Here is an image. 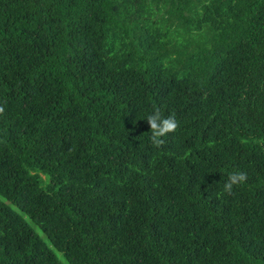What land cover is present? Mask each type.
Listing matches in <instances>:
<instances>
[{"label":"trees","instance_id":"16d2710c","mask_svg":"<svg viewBox=\"0 0 264 264\" xmlns=\"http://www.w3.org/2000/svg\"><path fill=\"white\" fill-rule=\"evenodd\" d=\"M0 107V264H264V0H0Z\"/></svg>","mask_w":264,"mask_h":264},{"label":"clouds","instance_id":"9594fccd","mask_svg":"<svg viewBox=\"0 0 264 264\" xmlns=\"http://www.w3.org/2000/svg\"><path fill=\"white\" fill-rule=\"evenodd\" d=\"M3 111V107H0V114H2ZM146 119L150 126L149 140L156 147L162 146L165 143L163 137L167 136L169 133L175 132L178 128L175 115H163L160 107H155L153 112L147 115ZM246 180L247 173L240 170L231 172L228 174V178L223 185V191L227 194H231L234 186H239L246 182Z\"/></svg>","mask_w":264,"mask_h":264},{"label":"rangeland","instance_id":"374dc122","mask_svg":"<svg viewBox=\"0 0 264 264\" xmlns=\"http://www.w3.org/2000/svg\"><path fill=\"white\" fill-rule=\"evenodd\" d=\"M2 200H3V199H2ZM9 206H10L13 210H15L18 214H20L22 217H24L25 219H27L26 216L23 215V214L19 211L18 208H16L15 206H13V205H11V204H9ZM29 222L31 223L30 220H29ZM31 225L33 226V228L35 229V231L37 232V234H39V235L41 236L42 240H43L47 245L51 246L50 243H49V241H48V239L44 236V234H43L42 231L39 229V227H37L36 225H33V223H32ZM53 251H54V253L57 255V257L59 258V260H60V262H61L62 264H69V263L67 262L66 258H65L61 253H59L57 250H54V249H53Z\"/></svg>","mask_w":264,"mask_h":264}]
</instances>
